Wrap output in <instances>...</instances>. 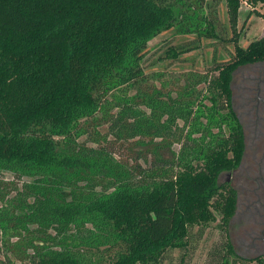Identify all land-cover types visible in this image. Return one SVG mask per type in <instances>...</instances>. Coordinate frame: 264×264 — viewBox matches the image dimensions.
Segmentation results:
<instances>
[{
    "label": "trees",
    "instance_id": "16d2710c",
    "mask_svg": "<svg viewBox=\"0 0 264 264\" xmlns=\"http://www.w3.org/2000/svg\"><path fill=\"white\" fill-rule=\"evenodd\" d=\"M177 1L0 0V174L28 180L0 207V232L20 264H159L220 208L237 137L220 103L230 70L264 59V33L196 74L210 104L193 109L194 89L172 95L142 65ZM225 1L234 27L241 0ZM113 142L142 150L119 158Z\"/></svg>",
    "mask_w": 264,
    "mask_h": 264
},
{
    "label": "rangeland",
    "instance_id": "374dc122",
    "mask_svg": "<svg viewBox=\"0 0 264 264\" xmlns=\"http://www.w3.org/2000/svg\"><path fill=\"white\" fill-rule=\"evenodd\" d=\"M176 7L177 16L171 26L148 41L142 65L149 76L147 83L170 90L172 95L185 87L192 88L193 109H204L205 105L210 104L207 82H195V79L198 75L209 78L216 74L214 66L225 63L231 56L235 40L237 44L244 46L264 33V17L261 16L264 7L256 5V9H252L250 5L241 3L234 27L230 23L225 0H178ZM182 47L188 48L180 50ZM169 48L178 51L177 56H165ZM133 92L134 90H129L128 93ZM220 106V111L225 112V102L220 103ZM177 122L181 125L180 120ZM223 132L227 134L228 130L223 127ZM111 149L117 157L127 158L134 156L142 147L133 145L130 149L127 144L113 142ZM174 149H178V144L174 145ZM25 179L17 178L9 172L0 174V194H5V200L0 199V207L8 205L7 200L15 195L16 189L21 187L22 182L28 181ZM211 210L213 218L190 226L186 246L168 248L159 264H223L225 235L219 228L218 210ZM2 239L3 234L0 232V261L6 264L9 261L15 264L27 262V258L21 262L22 260L7 250ZM15 239L16 236H11L9 240Z\"/></svg>",
    "mask_w": 264,
    "mask_h": 264
},
{
    "label": "flooded vegetation",
    "instance_id": "af4514ba",
    "mask_svg": "<svg viewBox=\"0 0 264 264\" xmlns=\"http://www.w3.org/2000/svg\"><path fill=\"white\" fill-rule=\"evenodd\" d=\"M228 86L225 106L237 137L227 152L234 164L217 175L223 264H264V59L236 64Z\"/></svg>",
    "mask_w": 264,
    "mask_h": 264
},
{
    "label": "built area",
    "instance_id": "2783aa9c",
    "mask_svg": "<svg viewBox=\"0 0 264 264\" xmlns=\"http://www.w3.org/2000/svg\"><path fill=\"white\" fill-rule=\"evenodd\" d=\"M241 3H244L245 5H249L245 0H241Z\"/></svg>",
    "mask_w": 264,
    "mask_h": 264
}]
</instances>
